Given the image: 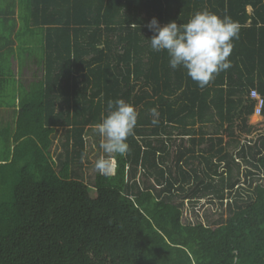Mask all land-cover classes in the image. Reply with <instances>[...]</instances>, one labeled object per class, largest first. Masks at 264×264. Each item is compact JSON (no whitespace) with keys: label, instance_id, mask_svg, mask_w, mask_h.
Returning a JSON list of instances; mask_svg holds the SVG:
<instances>
[{"label":"trees","instance_id":"16d2710c","mask_svg":"<svg viewBox=\"0 0 264 264\" xmlns=\"http://www.w3.org/2000/svg\"><path fill=\"white\" fill-rule=\"evenodd\" d=\"M7 7L0 82L15 118L0 127V264H264V184L256 183L264 132L250 124L252 90L264 98V0H11ZM203 11L227 15L240 32L232 67L200 88L169 66L166 51L151 49L148 24L153 17L161 26L183 24ZM17 40L35 65L23 78L20 63L19 83L4 53ZM117 99L136 108L137 126L128 154L114 157L115 174L97 173L93 195L73 167L82 166L89 130ZM59 130L66 133L56 157ZM179 197L227 200L228 216L215 226L185 221Z\"/></svg>","mask_w":264,"mask_h":264},{"label":"clouds","instance_id":"9594fccd","mask_svg":"<svg viewBox=\"0 0 264 264\" xmlns=\"http://www.w3.org/2000/svg\"><path fill=\"white\" fill-rule=\"evenodd\" d=\"M148 28L155 33L149 39L151 49L166 51L169 66L173 70L184 69L200 88L208 86L217 75L232 67L228 58L233 51V41L239 39L240 25L227 15L197 12L187 23L178 24L173 20L163 26L153 17ZM106 113L94 128L101 138L99 147L105 154L94 164L102 176L115 174L113 156L128 154V137L134 135L138 120L136 108L122 99L108 100ZM152 115V124L157 125L159 119L155 109Z\"/></svg>","mask_w":264,"mask_h":264},{"label":"rangeland","instance_id":"374dc122","mask_svg":"<svg viewBox=\"0 0 264 264\" xmlns=\"http://www.w3.org/2000/svg\"><path fill=\"white\" fill-rule=\"evenodd\" d=\"M20 76L22 77L21 70ZM25 72L23 73V78L25 77ZM250 124L255 125L256 132H264V117L263 115H258L255 113L250 118ZM65 131L59 130L58 135L55 137V143L53 146V153L57 157L61 154L63 149V143L65 140ZM101 138L99 135L94 131L93 129H90L88 132V148L87 153L84 161L82 162V166L80 164L74 165L73 169L77 170L79 173L83 174L86 182L90 185L91 192L93 195H96V191L93 188L95 178L97 175V171L94 168L95 161L100 158L101 156H104L102 149H100ZM113 156L112 158L115 160ZM116 161V160H115ZM245 166H243L244 168ZM116 171V169H115ZM138 176H141V183H143V176H142V170H138ZM241 182L245 181L244 175L240 178ZM152 182V181H151ZM194 199H191L190 201L188 199L179 197L178 202H185L184 206V215H185V221L191 220L193 222L197 221H203L204 223H211L213 226H215L216 223L222 222L225 220L228 216V210H227V200L225 201L224 206H221L219 202H208L209 198H202L200 202H194ZM194 203V204H193ZM196 206L195 208L193 206Z\"/></svg>","mask_w":264,"mask_h":264},{"label":"crops","instance_id":"0c3cea01","mask_svg":"<svg viewBox=\"0 0 264 264\" xmlns=\"http://www.w3.org/2000/svg\"><path fill=\"white\" fill-rule=\"evenodd\" d=\"M10 1L11 0H0V13H5L6 7ZM7 9H8V7H7ZM13 10H15V13H16L15 16L19 19V13H20L19 5L14 6ZM18 26H20V24H18ZM1 45H2V41L0 38V49H1ZM19 45H20L19 40H17L16 45L14 46V51L4 52L6 54V57H8L10 59L9 62H11V64H12V66H11L12 67V75L11 76H12V79L13 78L16 79V80H14V81H16V83H19L20 78H21L20 72H19L21 70V67H20L21 62H23L25 64V70H24L25 74H26L25 77H32L31 74L34 72V69H35V65H34L33 61L30 59V57L27 58L25 56V55L28 56V54H23V52L19 48ZM0 54H3V53L0 51ZM0 60L3 62V59H0ZM8 77H10V76H8ZM0 78H1V76H0ZM0 95H1L2 104H3V105H0V127L3 128L4 126L7 125L8 122L12 121L15 118V108L10 107L7 104H4L5 92H4V84L2 82H0ZM17 102H18V100H17Z\"/></svg>","mask_w":264,"mask_h":264},{"label":"built area","instance_id":"2783aa9c","mask_svg":"<svg viewBox=\"0 0 264 264\" xmlns=\"http://www.w3.org/2000/svg\"><path fill=\"white\" fill-rule=\"evenodd\" d=\"M252 98L257 100V106H256V113L258 115H262V108L264 106V98L262 97V95L257 91V89H253L252 93H251ZM251 138V137H249ZM248 142L247 140H243V143ZM246 182V181H244ZM262 183L264 184V174L258 175L256 176V183ZM243 185V184H242Z\"/></svg>","mask_w":264,"mask_h":264}]
</instances>
